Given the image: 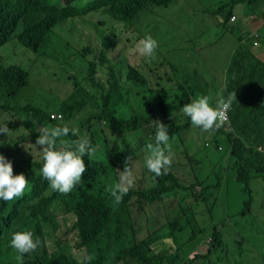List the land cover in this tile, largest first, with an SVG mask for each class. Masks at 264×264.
I'll use <instances>...</instances> for the list:
<instances>
[{"label": "trees", "instance_id": "obj_1", "mask_svg": "<svg viewBox=\"0 0 264 264\" xmlns=\"http://www.w3.org/2000/svg\"><path fill=\"white\" fill-rule=\"evenodd\" d=\"M221 2L215 15H224L219 22L226 31L238 33L237 44L219 75L208 73L210 70L200 65V74L215 84V90L197 94L189 88L195 72L189 73L191 67L187 57L171 65L162 60L159 44L151 58L133 52L136 44L131 50L127 49L130 38H126V24L139 17L147 7H169L172 0H0V50L17 38L25 49L44 58L64 59L68 53V57L78 54L86 61L84 83L73 77L70 85L78 96L74 94L69 101L62 103L60 110H53L57 106L55 100L49 101L52 108L19 102L34 85L31 84L30 73L18 64L3 65L0 55V113L10 116V119L0 117V126L8 125L14 130V135H7L5 140L0 138V152L12 163L13 173L23 174L28 180L21 196L7 202L0 200V264H199L205 259L203 262H208L214 250L222 247V234L215 227L209 236L207 250L195 251L192 256V251L183 253L179 249L181 238L175 235L177 228L178 232L183 230L178 220L168 224L169 230L167 225L161 227L164 233L154 230L143 239L137 236L132 208L137 203L141 209L142 202L163 201L171 194L180 196V201H193L186 196L188 191L196 201L209 199L211 186L205 180L199 182L196 174L188 185V181L184 182L176 174L172 164L166 175L155 177L149 172L150 184L142 181L136 188L131 187L119 203L106 190L118 183L117 170L123 171L125 160L130 159L132 164L136 156V150L126 141L130 132H125L147 127L154 136L157 129L152 121L162 116L161 123L167 126L168 143L173 142L177 137L183 138L190 126V118L184 116L189 123L188 120L186 123L182 121L183 114L173 112L175 107H183L203 96H209L210 105L215 107L218 94L226 98L232 92L236 93V100L227 113V120L219 129L207 132L215 133L218 142L225 138L229 143L226 162L234 169V177L243 183L245 191L250 192L253 178L264 175V151L256 150L264 148V61L258 57L264 51V31L251 38H244L236 31L237 23L248 18L256 8L264 6V0ZM233 14H237L233 23L235 30L227 25ZM150 16L158 25V12ZM56 28L66 33L62 47L59 51L45 53L50 34ZM163 28L160 23L156 32L141 30L137 42L148 35L157 43L162 42ZM96 30H100L101 37ZM84 34H88L90 43L82 47L81 52L73 42ZM188 40L187 46H190ZM124 53L136 62V66L127 58L119 61ZM120 62H126V81L131 87L128 92L121 89ZM175 81H178L175 87L180 94L169 101L167 87ZM94 92L96 95L91 96ZM54 112L63 114V119L61 115L56 120L52 119ZM44 126L77 128L81 136L89 137L95 149L93 155L83 157L86 170L81 183L67 194L53 191L42 175V153L33 145L39 129ZM103 128L109 132L108 136L100 135ZM18 129L26 132L20 135ZM196 129L202 131L201 134L206 132L199 127ZM77 138L69 133L61 139L71 141ZM113 138L122 141L124 146L116 148L111 143ZM178 138L176 142L183 146L186 139ZM25 142L27 144L23 146ZM205 145H209L208 142ZM56 146L60 147L59 141ZM217 146L221 148L219 144ZM185 154L196 165L200 163L192 148L185 149ZM18 170L21 172L17 173ZM197 186L202 188L197 189ZM56 212L77 217L70 228L76 236L73 241L65 234L64 238L61 237L64 245L59 242L60 249L52 254L48 243L59 225ZM129 229L131 231L127 233ZM17 232H31L34 241L39 239L36 250L21 256L11 247L12 236ZM156 242L169 245L171 242L174 249L169 251L166 246L162 252H157L153 247ZM73 247L83 253L75 257L67 250Z\"/></svg>", "mask_w": 264, "mask_h": 264}, {"label": "rangeland", "instance_id": "obj_2", "mask_svg": "<svg viewBox=\"0 0 264 264\" xmlns=\"http://www.w3.org/2000/svg\"><path fill=\"white\" fill-rule=\"evenodd\" d=\"M221 1L172 0L169 7H147L140 13L139 17L130 20L126 24L128 29L126 38H130V42L127 43V49L131 50L136 44L141 30L145 31L144 29H146L150 33L156 32V28L159 29L161 23L164 25L161 32L163 39L158 44L162 48V60L172 65L178 59H186L187 57L188 63L197 64L195 66L188 64L191 67L189 73L192 75L195 72V76L191 81L192 85L189 88L193 91L195 90L197 94L200 92L204 93V91L207 94L211 93L215 90V84L200 74V65L208 68L210 70L208 73L212 72L213 75H219L220 70L227 64L230 52L237 44L236 34L238 33L226 31L219 22H222L224 15H215L217 14V8L222 3ZM155 11L158 12L159 16L158 25L150 16ZM234 15L237 16V14ZM244 21L245 30L249 32L244 30L242 37L251 38L252 34H250V31L252 33L264 31V6L256 8L255 12ZM227 25L230 26L231 24L228 23ZM96 33L99 37L102 36L100 35V30H96ZM64 34L66 33L59 28L52 30L49 47L44 52L59 51L64 42ZM184 35L187 36L185 37ZM188 39H190V46H187ZM73 43L82 52V47L90 43L88 34L82 35ZM0 55L3 65L18 64L30 73V81L34 85L27 93L23 94L25 95L24 98H20L19 102L21 104L52 108L49 101L55 100L57 106L52 109L60 110L62 103L69 101L74 94L78 96L77 92H74L71 88L72 78L75 77L78 82H83L86 63L78 54L71 58L68 57L67 53L64 59L60 57L44 58L25 49L17 38H13L10 43L1 48ZM124 58H127L130 64L136 66V62L129 58L127 53L121 55L119 61ZM259 58L264 61V54L259 55ZM125 64L126 62H120L122 71L120 77L123 84L121 89L128 92L130 85L126 81ZM218 82L220 83V81ZM177 83L178 81H175L174 84L171 83L167 87L169 101L174 100L180 94L175 87ZM184 87L188 86L184 85ZM85 88L87 89L86 86ZM95 95L96 92L91 94V96ZM244 95H247V92ZM206 97L209 98V103L211 104L210 97ZM173 112L182 114V107H175ZM6 115L5 113H0L1 118L10 119V116L7 117ZM182 116L181 120L186 123L188 119L185 120L184 115ZM0 123H2V120H0ZM25 132L24 129L17 130L20 135ZM201 132L196 129V126L192 125L190 120V126L182 135L183 138H181L186 139L183 141L185 149L192 148L194 153H196L195 158L200 162L197 165L188 159L184 147L176 142L175 139L178 137L173 142L171 140L168 146L172 153V165L176 174L184 182L188 181V185L190 180L194 179V174H196L199 182L205 180L211 186L209 199L205 202L196 201L188 191L185 192L186 196L193 199V201H180V196L171 194L166 196L163 201L142 202L140 210L137 203L132 207L134 225L138 230L137 236L139 239H143L154 230L164 233L165 230L161 227L167 225V230H169L168 224L178 220L180 227L183 229L179 232L178 228L175 230L177 232L175 235L181 238L182 244L179 249L183 253L192 251V256L195 255V251L199 253L208 249L209 236L216 227L222 234V247H217L214 250V254L208 262H203L206 261L205 259L199 264H264V175L253 178L250 184V192L245 191L243 183L234 177V169L228 167L226 162L230 149L227 140L224 138L221 142H218L215 133L205 132L201 134ZM125 133H129L126 141L136 150V156L132 160L135 176V182L132 187L136 188L142 184V181L149 185L150 176L144 163V157L148 154L147 145L149 143L147 140L150 130H129ZM10 135H14L12 128L8 133V136ZM100 135L108 136L109 132L103 128L100 131ZM4 137L6 139V135L0 134L1 139L5 140ZM181 139L178 138V140ZM7 141L12 143L10 138H7ZM206 142L209 145L206 146ZM111 143L118 149L124 146L122 141L115 138L111 140ZM25 144L27 142L23 146ZM217 144L220 145V149H218ZM141 155L143 158H140ZM200 188L202 187L197 186V189ZM179 194L182 195L183 193ZM56 213L59 215V225L53 233L54 237L49 238L48 243L52 254L60 249L58 246L59 242L64 245L62 238L65 237V234L67 238L71 237L73 241H75L76 236L75 232L70 230L73 226L74 217ZM140 217L144 219H139ZM60 221L61 228L59 229ZM130 231L129 229L127 233ZM171 242L170 245L156 242L153 247L157 252H162L166 246H168L166 249L172 251L174 247ZM67 250H70L75 257L83 253L82 250H78L75 247ZM182 252L180 258L183 256Z\"/></svg>", "mask_w": 264, "mask_h": 264}, {"label": "clouds", "instance_id": "obj_3", "mask_svg": "<svg viewBox=\"0 0 264 264\" xmlns=\"http://www.w3.org/2000/svg\"><path fill=\"white\" fill-rule=\"evenodd\" d=\"M232 16L236 17L234 21L231 20ZM232 16L229 19L231 25L237 19L236 15L233 14ZM252 35H257V33H252ZM157 47V41L148 35L136 43L133 52L138 53L141 57L151 58ZM234 100H236L235 92L229 93L226 98L222 94H218L216 105L212 107L209 98L203 96L185 104L182 107V114L190 118L192 125L201 128L203 131H214L222 127L227 120V113ZM60 115L63 119V114L55 112L51 114V118L56 120ZM163 119L162 116H157L155 121H152L157 131L154 136L151 131L149 137L147 136L148 143L152 137L154 139L147 145L148 154L144 157L146 168L149 172L154 173L155 177L166 175L172 164V153L168 146L167 126L161 123ZM141 129L149 128L142 127L138 130ZM9 132L8 125L0 126V134L7 136ZM69 133L78 138L71 141L61 139L67 137ZM57 141H59V148L56 146ZM33 146L39 147V151L42 153L43 166L41 172L44 179L49 182V186L53 191L62 194L69 193L75 185L81 183L82 174L86 170L83 157L91 156L95 152L87 135L81 136L79 129H69L67 126L41 127ZM256 150L264 151V148H257ZM16 172L19 173L21 170ZM117 172L119 174L118 183L106 190L119 203L135 182L133 165L130 159L125 160L123 171L117 170ZM27 184L26 177L23 174L15 175L12 163L0 152V200L7 202L21 196ZM76 219L77 217L73 218V225ZM39 243V239L33 240L31 232L14 233L11 239V247L21 256L35 251Z\"/></svg>", "mask_w": 264, "mask_h": 264}, {"label": "crops", "instance_id": "obj_4", "mask_svg": "<svg viewBox=\"0 0 264 264\" xmlns=\"http://www.w3.org/2000/svg\"><path fill=\"white\" fill-rule=\"evenodd\" d=\"M241 14H242V13H241ZM244 23H245L244 20H242L241 22L237 23L238 26H237V30H236V31L240 32L241 35H242V32L245 30V27H244V25H243ZM234 25H235V24L230 25V26H228V27H229L230 29H234V30H235ZM245 31H246V32H249L248 30H245ZM259 33H260V32H259ZM250 34H252L251 31H250ZM262 54H264V51H263ZM259 55H261V54H259ZM258 57H259V56H258ZM210 77H211V74H210ZM204 81H206V80H204Z\"/></svg>", "mask_w": 264, "mask_h": 264}, {"label": "built area", "instance_id": "obj_5", "mask_svg": "<svg viewBox=\"0 0 264 264\" xmlns=\"http://www.w3.org/2000/svg\"><path fill=\"white\" fill-rule=\"evenodd\" d=\"M235 18H236L235 16H232L231 20H232V21H234V20H235Z\"/></svg>", "mask_w": 264, "mask_h": 264}]
</instances>
